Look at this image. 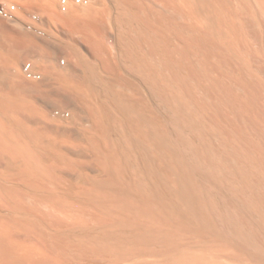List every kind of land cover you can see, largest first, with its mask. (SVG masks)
Masks as SVG:
<instances>
[{
  "label": "bare ground",
  "instance_id": "1",
  "mask_svg": "<svg viewBox=\"0 0 264 264\" xmlns=\"http://www.w3.org/2000/svg\"><path fill=\"white\" fill-rule=\"evenodd\" d=\"M0 264H264V0H0Z\"/></svg>",
  "mask_w": 264,
  "mask_h": 264
},
{
  "label": "rangeland",
  "instance_id": "2",
  "mask_svg": "<svg viewBox=\"0 0 264 264\" xmlns=\"http://www.w3.org/2000/svg\"><path fill=\"white\" fill-rule=\"evenodd\" d=\"M33 66H34V64H32L30 67H29V70H31L32 68H33ZM10 167L9 166H7V169H9ZM79 180V181H78ZM77 181L78 182H80L81 180L80 179H78Z\"/></svg>",
  "mask_w": 264,
  "mask_h": 264
}]
</instances>
